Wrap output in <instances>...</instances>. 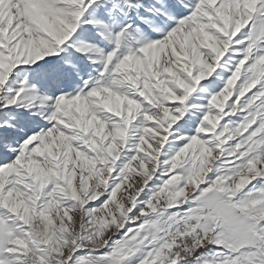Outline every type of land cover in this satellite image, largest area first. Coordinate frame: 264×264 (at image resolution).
Returning <instances> with one entry per match:
<instances>
[{"label":"snow or ice","instance_id":"1","mask_svg":"<svg viewBox=\"0 0 264 264\" xmlns=\"http://www.w3.org/2000/svg\"><path fill=\"white\" fill-rule=\"evenodd\" d=\"M0 264H264V0H0Z\"/></svg>","mask_w":264,"mask_h":264}]
</instances>
